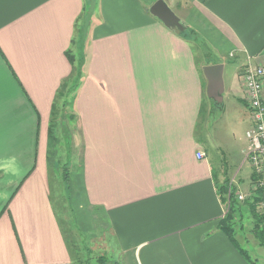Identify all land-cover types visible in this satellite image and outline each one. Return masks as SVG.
Masks as SVG:
<instances>
[{
	"label": "crops",
	"instance_id": "1",
	"mask_svg": "<svg viewBox=\"0 0 264 264\" xmlns=\"http://www.w3.org/2000/svg\"><path fill=\"white\" fill-rule=\"evenodd\" d=\"M180 1L199 25L189 36L144 0H0V264H77L78 250L113 264H257L220 229L228 179L196 136L211 106L195 52L263 64L264 0ZM77 70L72 131L51 148Z\"/></svg>",
	"mask_w": 264,
	"mask_h": 264
},
{
	"label": "rangeland",
	"instance_id": "2",
	"mask_svg": "<svg viewBox=\"0 0 264 264\" xmlns=\"http://www.w3.org/2000/svg\"><path fill=\"white\" fill-rule=\"evenodd\" d=\"M150 7L156 0H144ZM169 9L177 16L183 25H191L195 28H199V25L192 23L188 19V10L180 0H163ZM192 10V9H191ZM189 16H192L189 14ZM197 37H193V41L197 40V49L201 48L204 52H209L210 55H215L214 47L210 45L206 33L201 34L199 30H194ZM183 33L190 35L188 30ZM197 52V51H196ZM197 62L200 67H205L208 60L201 61V55L199 51L196 53ZM222 56V57H221ZM218 57V59H216ZM210 62H217L222 64L223 75V91L219 101H215L207 96L206 93V80L204 79L201 71V75L204 81V103L211 106V111L203 112L200 117V121L197 125L196 136L202 139L205 147L211 155L219 157L222 162V170L225 172V178L229 181L234 180L233 188L235 192L242 195L244 199L238 200L237 204H233V207L237 209L232 214L233 228L235 229V236L238 239L242 248L248 252V254L256 259L257 264H264V245H260V242L255 238L253 234L254 220L252 218L249 206L251 199H253L256 189L255 182L251 179V168L248 163L243 164L244 156L248 148V140L246 138V131L250 128L251 113L247 107L246 95L243 89V74L246 67L245 63L237 58L229 57L227 54L221 53L216 57H211ZM215 58V59H214ZM216 63V64H217ZM215 65V64H213ZM78 87V85H77ZM77 87L75 89H77ZM74 89V90H75ZM63 95L61 100L63 106L54 110L51 121V131L55 139L54 146L57 145V134H61V138L69 137L71 133V124L73 123L72 112L68 107L73 102V92ZM52 147V148H53ZM64 153H62V156ZM70 161V158H69ZM261 190V194L264 196V188H258ZM248 199V200H247ZM264 209L263 203L257 205V210L261 212ZM264 229V224H263ZM243 240L247 241L244 243ZM79 252V250H78ZM76 254L77 264H113L111 260L112 256L107 254L105 257H100L101 253H95L90 257V254L78 253ZM102 259L103 261L99 260Z\"/></svg>",
	"mask_w": 264,
	"mask_h": 264
},
{
	"label": "built area",
	"instance_id": "3",
	"mask_svg": "<svg viewBox=\"0 0 264 264\" xmlns=\"http://www.w3.org/2000/svg\"><path fill=\"white\" fill-rule=\"evenodd\" d=\"M243 89L247 107L251 113V125L246 131L248 148L243 164L248 163L251 168V175L256 181L255 189L264 188V63L258 66L247 65L245 67ZM196 156L198 159H202L204 154L199 152ZM233 183V179L228 182L227 191L224 195L226 199L225 213L228 212L231 199L236 201L244 199L242 195L235 192Z\"/></svg>",
	"mask_w": 264,
	"mask_h": 264
},
{
	"label": "trees",
	"instance_id": "4",
	"mask_svg": "<svg viewBox=\"0 0 264 264\" xmlns=\"http://www.w3.org/2000/svg\"><path fill=\"white\" fill-rule=\"evenodd\" d=\"M66 56H67L69 62L72 63L73 62V58L68 53L66 54ZM79 77H80V71L77 70V76L74 79V81L71 82L70 84H68L67 82H63L61 84V87H60L61 89H60L58 95L60 97H62L63 95L70 94L77 87L78 81H79ZM64 90H65V92H64ZM63 92H64V94L62 95ZM53 112H54V107H53ZM51 121H52V119H51ZM54 141H55V139H54V137L52 135L51 125H50V127H49V146L51 148L54 145ZM52 154L53 153H50V156H52ZM251 178L253 180L255 179L254 176H252V175H251ZM63 179H64V182H65V185L68 186L69 179H68L67 170H64ZM228 182L229 181L226 180L225 183L219 188V192H220L219 195H220L221 202L223 204H225V202H226V199L224 198V195H225V193L227 191ZM233 191H234V189H233ZM235 203L237 204V201L234 200V199H231L228 212L226 213L224 219L222 220V222L220 224L221 231L224 232L227 235V237L230 239V241L232 243H234L233 236H234V233H235V230L233 228L232 214L234 213V211L237 210V209H235L233 207V204H235ZM260 203L264 204V196L261 194V190L256 189V193H255L253 199H251L249 209H250L252 218L254 220L253 234H254L255 238H257L258 241L260 242V245H264V229H263L264 209L261 212H259L257 210V205H259ZM235 246H236V244H235ZM99 260L103 261L102 259H99ZM251 264H255V262H252Z\"/></svg>",
	"mask_w": 264,
	"mask_h": 264
},
{
	"label": "water",
	"instance_id": "5",
	"mask_svg": "<svg viewBox=\"0 0 264 264\" xmlns=\"http://www.w3.org/2000/svg\"><path fill=\"white\" fill-rule=\"evenodd\" d=\"M149 14L173 32H183L185 30L183 23L174 15L163 0H156L149 7ZM223 69L222 64L207 65L202 69L203 76L206 80L207 96L215 101L220 100L223 91Z\"/></svg>",
	"mask_w": 264,
	"mask_h": 264
}]
</instances>
